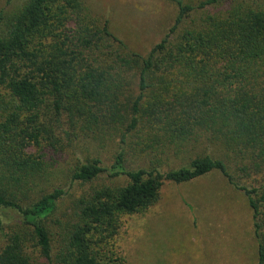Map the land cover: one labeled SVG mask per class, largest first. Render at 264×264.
<instances>
[{
  "label": "trees",
  "instance_id": "trees-1",
  "mask_svg": "<svg viewBox=\"0 0 264 264\" xmlns=\"http://www.w3.org/2000/svg\"><path fill=\"white\" fill-rule=\"evenodd\" d=\"M173 1L174 24L146 56L129 50L109 21L94 19L83 0H27L11 14L0 11V264H37L31 244L51 264H116L96 247L116 234L119 216L151 208L166 181L190 182L213 171L247 197L257 264H264V186L240 185L229 157L201 154L167 171L157 158L129 170L121 149L110 167L99 158L82 163L74 180L107 173L128 182L81 197L79 221L65 231L56 254L45 221L65 190L22 202L46 174L43 156L29 147L83 121L118 125L122 144L145 132L142 155L217 141L227 154L250 155L255 168H264V0H233L224 16L208 15L204 28L179 36L193 11L232 0ZM7 211L17 214L9 229L2 218Z\"/></svg>",
  "mask_w": 264,
  "mask_h": 264
},
{
  "label": "rangeland",
  "instance_id": "rangeland-1",
  "mask_svg": "<svg viewBox=\"0 0 264 264\" xmlns=\"http://www.w3.org/2000/svg\"><path fill=\"white\" fill-rule=\"evenodd\" d=\"M202 0H184L197 4ZM241 1V0H237ZM27 0H0V11L11 14ZM88 13L100 22L109 21V27L131 51L146 56L173 26L178 14L173 0H83ZM235 1L209 9L193 11L179 29V36L186 29L204 28L208 15L221 14ZM101 23V24H102ZM3 93V91H2ZM1 95V93H0ZM85 124L87 122L83 121ZM80 122L74 129L65 126L58 131L56 140H43L40 145L30 146L29 151L43 156L46 174L41 186L30 197H22L24 204L55 188L65 190L55 212L45 223L51 233L54 254L64 241L65 231L77 224V204L102 187L126 185V177L111 178L107 173L91 181L73 179V172L82 163L99 158L106 167L114 162L121 149L125 152L129 170L150 166L159 158L163 171L177 169L190 163L198 155L229 157L230 171L240 185L264 186V168L252 165L250 155L237 157L227 154L217 141H195L162 155L148 150L142 155L146 142L140 138L145 132L131 135L126 144L120 137L122 128L100 120L87 127ZM179 148V147H178ZM139 150V151H138ZM241 161L250 162L248 166ZM247 163V164H248ZM259 172V173H258ZM21 195H19V198ZM17 217L7 211L2 218L8 229ZM114 236L98 244L96 250L116 264H257L258 244L253 228L252 211L244 193L229 183L220 172L213 171L190 182L166 181L158 201L149 209L119 216ZM29 253L37 264H51L30 245Z\"/></svg>",
  "mask_w": 264,
  "mask_h": 264
}]
</instances>
